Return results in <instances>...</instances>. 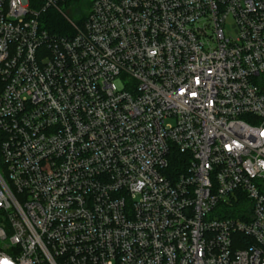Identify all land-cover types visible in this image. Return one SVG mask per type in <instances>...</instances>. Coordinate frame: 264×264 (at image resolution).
Listing matches in <instances>:
<instances>
[{"label": "built area", "instance_id": "1", "mask_svg": "<svg viewBox=\"0 0 264 264\" xmlns=\"http://www.w3.org/2000/svg\"><path fill=\"white\" fill-rule=\"evenodd\" d=\"M262 189L264 0H0V264H264Z\"/></svg>", "mask_w": 264, "mask_h": 264}, {"label": "trees", "instance_id": "2", "mask_svg": "<svg viewBox=\"0 0 264 264\" xmlns=\"http://www.w3.org/2000/svg\"><path fill=\"white\" fill-rule=\"evenodd\" d=\"M46 17L49 19L46 20L45 27L48 30L55 31L64 30L66 28L65 21L61 18L59 14H56L55 12H48Z\"/></svg>", "mask_w": 264, "mask_h": 264}, {"label": "rangeland", "instance_id": "3", "mask_svg": "<svg viewBox=\"0 0 264 264\" xmlns=\"http://www.w3.org/2000/svg\"><path fill=\"white\" fill-rule=\"evenodd\" d=\"M230 23H231V21L229 20L228 22H227V27H226V29H227V31L229 32V33H232V31L230 30ZM263 191H264V189H262Z\"/></svg>", "mask_w": 264, "mask_h": 264}]
</instances>
